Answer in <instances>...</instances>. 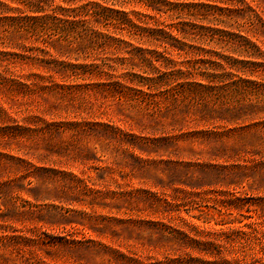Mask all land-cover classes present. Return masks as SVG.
Instances as JSON below:
<instances>
[{
  "label": "rangeland",
  "instance_id": "rangeland-1",
  "mask_svg": "<svg viewBox=\"0 0 264 264\" xmlns=\"http://www.w3.org/2000/svg\"><path fill=\"white\" fill-rule=\"evenodd\" d=\"M3 15L0 264H264L261 86L156 104L97 76L69 88L73 59L41 52L66 54L63 32Z\"/></svg>",
  "mask_w": 264,
  "mask_h": 264
},
{
  "label": "trees",
  "instance_id": "trees-1",
  "mask_svg": "<svg viewBox=\"0 0 264 264\" xmlns=\"http://www.w3.org/2000/svg\"><path fill=\"white\" fill-rule=\"evenodd\" d=\"M55 2L0 0V12L9 13L2 21L30 35L36 27L63 32L66 54L59 45H44L41 52L73 59L56 61L58 72L79 81L69 88L97 76L96 87L122 88L127 97L138 94L155 104L245 97L251 86L264 92V83L250 79L264 72V0ZM101 51L113 59L99 64L94 56ZM223 86H233L230 97Z\"/></svg>",
  "mask_w": 264,
  "mask_h": 264
}]
</instances>
